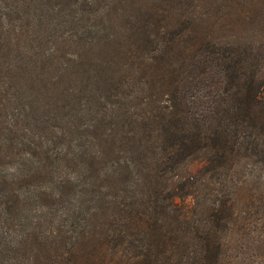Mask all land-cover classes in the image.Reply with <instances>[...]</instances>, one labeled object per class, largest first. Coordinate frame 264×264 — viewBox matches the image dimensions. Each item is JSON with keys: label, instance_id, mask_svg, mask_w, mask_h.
<instances>
[{"label": "trees", "instance_id": "trees-1", "mask_svg": "<svg viewBox=\"0 0 264 264\" xmlns=\"http://www.w3.org/2000/svg\"><path fill=\"white\" fill-rule=\"evenodd\" d=\"M22 1L0 16V116L57 87L67 130L18 123L28 99L0 119V264H264V64L218 37L241 3Z\"/></svg>", "mask_w": 264, "mask_h": 264}, {"label": "rangeland", "instance_id": "rangeland-1", "mask_svg": "<svg viewBox=\"0 0 264 264\" xmlns=\"http://www.w3.org/2000/svg\"><path fill=\"white\" fill-rule=\"evenodd\" d=\"M228 1L230 3H233L235 8H236V5L238 3H241V6H240L241 12H239L235 9V15H237L238 13H241V15L244 14L245 20L243 19V21H242V18L240 19L238 16H235V18L233 19V23L237 22L238 24L241 23V25L239 27H232L231 30L224 29V32L222 34L223 36H221V35L218 36L219 39L221 38L223 40V42H232V43L238 44V46L241 49L245 48L247 45H250L251 52H252L251 56L254 57V60H259L262 64H264V0H255L256 3L254 2V4H251V5L247 4L244 1L240 2V0H228ZM102 2H103L102 0H99L100 7L102 6ZM15 3H17V5L19 7L22 4H24V2L22 0H1L0 1V16L5 15V20L7 21V23L10 26H13V25L18 26V20L15 19V18H17V11L14 8ZM58 6H62V4H61V2L59 3L57 0H53L49 4V7H53V8H57V9L59 8ZM65 9H66L65 12H67L69 7L67 8V6H65ZM226 10H228V9H226ZM24 11H26V10H24ZM30 11H32V5L30 7ZM8 17L11 18L9 21H8ZM249 17H250V19H249ZM244 21H247V24L243 25ZM44 22H46V18H42L40 24L43 25ZM23 23H25V22H23ZM95 24H99V22L96 21ZM58 33H60V32H58ZM212 38L215 39L214 41H216L217 36L213 35ZM28 49H32L30 44L27 47V50ZM35 52L37 53L38 51L36 50V51H34V53ZM109 52H110L109 50H98L97 48H95L93 51V58H94L93 60H103V59L107 58L105 56V54H107ZM29 54H30V52H29ZM66 58L67 57L59 56V58L57 60H66ZM22 59L31 60V57H29L25 51V55L22 56ZM82 60H87V59L83 58ZM54 76H55V72L50 73L48 76V80L50 78L53 79ZM48 80H44V81L38 83V89L42 93L44 91V88L42 85H45L47 87H51L48 84ZM9 82L11 83V86L14 87L15 82L13 80H10ZM56 88L57 87L52 88L53 89L52 94L45 95L46 97H44V95H42V94H38L37 92L31 93L30 96H28L27 94L26 95L16 94V99L12 102V105H11V103L8 104L6 109H5L6 115L8 114L7 117H11V119L13 121V117L11 115V114H15L13 111L15 109L21 108V105L24 103L25 99H28L30 101V103L32 104V106H35L36 109L33 111V113H31L26 108H24L22 110L21 120H19L18 123H20V121H24L25 123L28 124L31 131H35L32 123L30 121H32L33 123L40 124L43 120L49 119L50 125L56 126V127L61 128L63 130H67V126L64 125L62 121L55 120L56 121L55 122V121H53V119H51V117L53 115V111L56 110V112H57V109L59 107L61 108L63 105L62 100H58L55 98V95L57 94V92L55 91ZM92 89H93V87H92ZM65 113H66L67 117H71L70 114H73L74 112L71 111L70 113L69 112H65ZM5 116L1 115L0 119L3 120L5 118ZM57 116H58V118H60L61 112L59 114H57ZM74 118L76 120L75 122L78 124L80 123V125L86 124L89 122L88 117L82 118V120L80 122H79V115H74ZM0 125H1V123H0ZM19 127H21V126H19ZM2 135H3V133H0L1 139H2ZM48 136L51 138L52 134H48ZM71 137H72V134H71ZM74 138H76V136ZM2 150H1V154H2ZM12 167L13 166H11V165H6V164H3L2 162H0L1 172H7V171L11 170ZM197 169H198L197 164H193L191 166V171L195 172ZM241 251H242L241 253H243V255L241 257L243 264H261L263 262L261 257L255 256L253 254V252L247 251L246 248H242ZM257 253H259V252H257Z\"/></svg>", "mask_w": 264, "mask_h": 264}]
</instances>
